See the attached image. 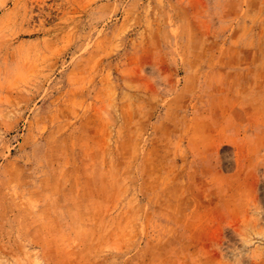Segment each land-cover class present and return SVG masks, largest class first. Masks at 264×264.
I'll return each mask as SVG.
<instances>
[{"label": "rangeland", "instance_id": "1", "mask_svg": "<svg viewBox=\"0 0 264 264\" xmlns=\"http://www.w3.org/2000/svg\"><path fill=\"white\" fill-rule=\"evenodd\" d=\"M0 264H264V0H0Z\"/></svg>", "mask_w": 264, "mask_h": 264}]
</instances>
